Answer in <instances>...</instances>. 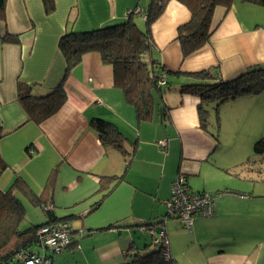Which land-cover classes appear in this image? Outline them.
Segmentation results:
<instances>
[{
    "label": "crops",
    "instance_id": "0c3cea01",
    "mask_svg": "<svg viewBox=\"0 0 264 264\" xmlns=\"http://www.w3.org/2000/svg\"><path fill=\"white\" fill-rule=\"evenodd\" d=\"M150 3L54 0L47 15L41 0H6L0 13V158L8 168L0 190L11 185L15 172L39 195L55 170L51 206L58 218L71 216L77 245L65 253L75 251L81 264L126 263L144 249L141 238H151L152 229L140 226L160 222L155 227L163 229L176 264H264V172L255 158L245 165L254 143L264 138V91L221 104L214 110L218 119L208 113L204 126L200 97L181 92L201 81L195 74L203 71H211L212 82H229L255 67L264 69L263 8L238 2L228 9L217 6L209 42L184 57L178 33L191 15L178 1H167L148 30L149 58L164 77L160 87L169 89L154 93V112L146 121L137 122L114 85L112 66L99 53L83 54L66 72L58 49L65 33L123 23L135 8L140 10L135 25L143 23L145 31ZM18 82L29 85L35 98L61 86L65 102L55 115L33 124L17 100ZM95 118L116 127L121 148H103L90 125ZM215 120L216 132L211 131ZM160 141L166 148L159 149ZM179 174L191 192L224 193L214 200V215L195 219L189 228L165 217L164 202ZM101 177L114 180L100 189ZM56 209L64 213L57 215Z\"/></svg>",
    "mask_w": 264,
    "mask_h": 264
},
{
    "label": "trees",
    "instance_id": "16d2710c",
    "mask_svg": "<svg viewBox=\"0 0 264 264\" xmlns=\"http://www.w3.org/2000/svg\"><path fill=\"white\" fill-rule=\"evenodd\" d=\"M45 14H51L55 9L54 0H41ZM169 0H151L146 14L147 29L141 31L133 22L135 14L128 13L123 23L92 30L90 32L65 33L59 40L58 49L65 59L66 72L76 66L81 56L86 53L97 52L104 64L110 65L114 73V85L119 88L125 102L130 105L137 119L142 122L151 119L154 108V93L161 92L158 86L161 76L157 72L156 62L149 58L152 43L148 27L162 13ZM184 5L190 12L191 19L178 33L183 56L187 57L197 52L204 44L209 42L211 36V18L217 6L230 8L233 3L248 4L264 9V0H176ZM6 0H0V13L4 11ZM6 42H16L11 37L4 39ZM201 80L195 84L181 87L182 93L198 95L201 99L199 106V119L202 126L207 124V108L214 105L215 110L221 104L235 100L241 96L257 95L264 91V69L255 67L232 81H213L211 71L195 74ZM17 100L26 114L27 121L41 124L46 119L55 115L65 102L66 96L61 86L51 94L35 98L31 95V87L17 83ZM218 119V118H217ZM91 127L96 131L101 145L105 150L110 147L121 148L123 137L116 127L102 119H92ZM217 126V125H216ZM216 135L214 138L216 139ZM258 163L260 171L264 172V138L257 140L253 145L252 158L245 165ZM8 166L0 158V176ZM53 170L41 194L31 191L27 183L14 172L11 185L5 190H0V264H21L17 259L19 252L24 251L31 255L37 253V231L40 227L54 222H67L71 218H58L53 213L51 206V184L54 176ZM260 173V172H259ZM184 177V176H183ZM185 184L187 185L186 178ZM113 177H101L100 189L113 182ZM104 184V185H103ZM203 193V192H198ZM107 193L92 205L91 212L96 209ZM20 198L31 205L42 208L45 222L40 225H29L21 228L25 216V208ZM162 226V222L158 223ZM142 225L146 230H154L155 226ZM71 226V225H70ZM109 226L105 229H111ZM73 229V228H72ZM73 237L75 233L73 231ZM166 238V236H165ZM159 247L149 251L147 245L142 251H137L123 264H176L170 253L163 249L162 243H151ZM77 245L75 239L66 252ZM168 248V247H167ZM53 262V258L49 257Z\"/></svg>",
    "mask_w": 264,
    "mask_h": 264
},
{
    "label": "built area",
    "instance_id": "2783aa9c",
    "mask_svg": "<svg viewBox=\"0 0 264 264\" xmlns=\"http://www.w3.org/2000/svg\"><path fill=\"white\" fill-rule=\"evenodd\" d=\"M128 13L139 15L140 10L135 8L129 10ZM144 18L147 19L146 14ZM157 84L159 87L165 85L163 76ZM158 147L159 149L166 148V141H160ZM223 194V192L214 195L191 192L185 184L183 175L179 174L171 184L169 199L164 202L166 216L177 220L184 228H189L197 218H211L214 215V200ZM74 240L73 229L67 222L49 223L40 227L37 231L36 248L40 251L35 252L33 255L21 251L17 259L21 264H52L49 257L53 258L56 254L67 250ZM151 240L153 244L161 242L163 249L166 251L165 254L169 252L168 242L163 231L155 234L152 230Z\"/></svg>",
    "mask_w": 264,
    "mask_h": 264
},
{
    "label": "rangeland",
    "instance_id": "374dc122",
    "mask_svg": "<svg viewBox=\"0 0 264 264\" xmlns=\"http://www.w3.org/2000/svg\"><path fill=\"white\" fill-rule=\"evenodd\" d=\"M134 18L135 17H133V22L136 23V18L135 19ZM141 25L142 26H139V24H138V29L143 31L144 24L141 23ZM168 89H169L168 86L162 87V91H166ZM214 110L215 109H214V107L212 105H211V107L207 108V111H208L209 115L212 113V117L214 118L216 116V118H217L218 116L214 113ZM216 123L217 122L215 120V124L211 128V131L216 132ZM208 124H209L208 128H210L212 126L213 122H210ZM260 124L264 125V121H261ZM263 133H264V126H263L262 131H260V135H263ZM222 136H223V132H222ZM20 199H21V201L23 203V206L25 208V216H24L23 222L20 225L21 228L27 227L29 225H40V224H42L45 221V216L43 214L42 208L34 206V205H31L30 203H28L23 198H20ZM55 213L57 215H61L64 212H63V210L56 209ZM165 217L167 218L166 209H165ZM173 220L174 219H172V218H167V221H169V222H172ZM175 222H178V221L175 220ZM141 239L144 242L143 245H147L148 246L149 251H153L154 249H158L159 248V247H153L152 246V244H151L152 240H151L150 237L146 236L145 238L142 237ZM142 246H141V248L144 247V246L143 247ZM37 251L39 252L40 250H37ZM52 264H81V263H80V258L78 257V255H76V252L75 251H70L69 253L62 252L60 254H56L53 257Z\"/></svg>",
    "mask_w": 264,
    "mask_h": 264
},
{
    "label": "water",
    "instance_id": "95a60500",
    "mask_svg": "<svg viewBox=\"0 0 264 264\" xmlns=\"http://www.w3.org/2000/svg\"><path fill=\"white\" fill-rule=\"evenodd\" d=\"M161 231H163V229L161 227H155L154 228L155 234H159Z\"/></svg>",
    "mask_w": 264,
    "mask_h": 264
}]
</instances>
